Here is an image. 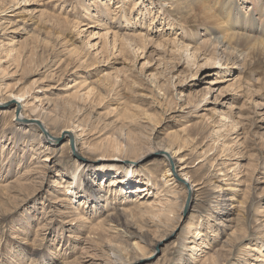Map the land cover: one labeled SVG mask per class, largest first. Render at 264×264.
I'll use <instances>...</instances> for the list:
<instances>
[{"label": "rangeland", "instance_id": "1", "mask_svg": "<svg viewBox=\"0 0 264 264\" xmlns=\"http://www.w3.org/2000/svg\"><path fill=\"white\" fill-rule=\"evenodd\" d=\"M205 15L0 0V264H264V52L225 62Z\"/></svg>", "mask_w": 264, "mask_h": 264}, {"label": "bare ground", "instance_id": "2", "mask_svg": "<svg viewBox=\"0 0 264 264\" xmlns=\"http://www.w3.org/2000/svg\"><path fill=\"white\" fill-rule=\"evenodd\" d=\"M174 1H177L179 4L183 6L190 7L191 9H197L200 11L204 10L206 14L205 15L206 24L209 25L210 28V29H206L207 32L206 34H208V36L211 37L212 30H218L217 32L220 33V35L217 37L214 34V38H212V40L214 39L212 41L213 42L212 50L214 51L215 55L220 56V58H222L225 62L228 63L231 62L233 66L242 68L244 65L243 61L247 57V54H245L244 52H246L247 50L249 52H253V51L255 52L258 50L259 53L264 52V28H263L264 20L263 22L259 21L260 14L257 12L256 9H253L249 13L242 14L238 11L236 2H234V0H214L212 4L213 5L212 8L216 10V12L212 10L211 12L209 9L212 8L208 6V2H210L211 0H174ZM244 19L246 22L240 23V20H244ZM200 44L202 45V47L206 48V43L204 42V40L201 41ZM261 58L264 57L262 56ZM18 100H15V102H18ZM18 115L20 116V113H17V116ZM31 120L30 123L36 124L37 122L38 124H41L44 128V125L42 124L43 121L41 119L35 117L33 119L31 118ZM46 132L44 133V135H47ZM44 135L42 134V138ZM54 139L55 137L51 136V139L49 140L53 142ZM158 149L159 148L155 150H151L149 153L158 151ZM162 149L167 150L165 148ZM169 153L171 154L172 158H174L176 151L169 150ZM74 162L78 165H83L77 160H74ZM170 175L174 176V173L173 174L171 173ZM183 177H182L183 180L186 181L187 179V181L190 182L186 174H183ZM190 185L193 189L192 182H190ZM71 200H72L71 198L66 199V201H71Z\"/></svg>", "mask_w": 264, "mask_h": 264}, {"label": "water", "instance_id": "3", "mask_svg": "<svg viewBox=\"0 0 264 264\" xmlns=\"http://www.w3.org/2000/svg\"><path fill=\"white\" fill-rule=\"evenodd\" d=\"M30 120H31V119H24V121L29 122V123H30ZM31 121H33V120H31ZM36 124L41 128V130H42L44 133L46 132L45 129L43 128V126H42L41 124H38L37 122H36ZM70 137H71V136H70ZM70 139H71V138H70ZM71 147H72V148L74 147V144H73V142H72V139H71ZM75 154H77V153L75 152ZM78 156H79V155H78ZM79 157H80V156H79ZM179 180H180L181 182H183V183L185 184L186 187H188V184H187L186 181H184V180L181 179V178H179ZM190 196H191V195H190ZM190 196L188 195V197H187V201H186V205H185V206L188 205V202H189Z\"/></svg>", "mask_w": 264, "mask_h": 264}]
</instances>
